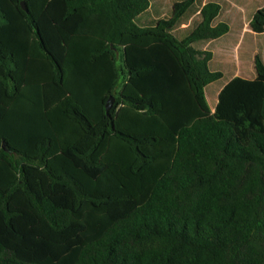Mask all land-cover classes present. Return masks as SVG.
<instances>
[{
	"label": "trees",
	"instance_id": "1",
	"mask_svg": "<svg viewBox=\"0 0 264 264\" xmlns=\"http://www.w3.org/2000/svg\"><path fill=\"white\" fill-rule=\"evenodd\" d=\"M195 2L0 0V264H264V63L211 109Z\"/></svg>",
	"mask_w": 264,
	"mask_h": 264
},
{
	"label": "rangeland",
	"instance_id": "2",
	"mask_svg": "<svg viewBox=\"0 0 264 264\" xmlns=\"http://www.w3.org/2000/svg\"><path fill=\"white\" fill-rule=\"evenodd\" d=\"M185 0H150V16L142 17L140 26H154L168 19L173 6ZM207 3L218 4L221 13L214 25L228 24L227 34L211 42H199L195 47L202 53H211L210 68L219 71L223 78L206 87V97L211 109L217 105L220 90L234 77L253 79L256 77L255 60L259 57L264 63V34H255L250 29L254 14L264 6V0H196L194 6L173 31L184 39L201 23L199 10Z\"/></svg>",
	"mask_w": 264,
	"mask_h": 264
},
{
	"label": "water",
	"instance_id": "3",
	"mask_svg": "<svg viewBox=\"0 0 264 264\" xmlns=\"http://www.w3.org/2000/svg\"><path fill=\"white\" fill-rule=\"evenodd\" d=\"M22 8H23L24 11H27V7H26L24 2H22ZM114 102H115V99H114V97H112V98L109 99V101H108V103L106 105V112H107L108 115H110V111L112 109V106L114 105ZM3 147H6L5 143H3Z\"/></svg>",
	"mask_w": 264,
	"mask_h": 264
},
{
	"label": "crops",
	"instance_id": "4",
	"mask_svg": "<svg viewBox=\"0 0 264 264\" xmlns=\"http://www.w3.org/2000/svg\"><path fill=\"white\" fill-rule=\"evenodd\" d=\"M237 77V76H236Z\"/></svg>",
	"mask_w": 264,
	"mask_h": 264
}]
</instances>
